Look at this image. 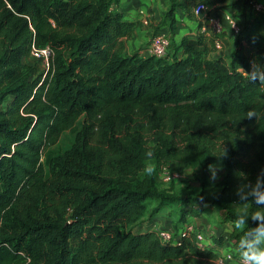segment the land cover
Here are the masks:
<instances>
[{
	"label": "trees",
	"instance_id": "trees-1",
	"mask_svg": "<svg viewBox=\"0 0 264 264\" xmlns=\"http://www.w3.org/2000/svg\"><path fill=\"white\" fill-rule=\"evenodd\" d=\"M119 2L0 0V264H215L195 235L163 244L152 224L134 231L170 205L175 229L200 214L194 206L218 207L230 239L243 235L237 189L264 176V74L249 75L264 66V12L244 23L229 59L210 56L211 36L144 57L125 52L136 22ZM224 2L168 0L170 32L177 9L194 17L197 4ZM32 44L52 49L45 74L24 61ZM67 131L70 146L53 149ZM210 164L223 176L198 194L161 185L165 170Z\"/></svg>",
	"mask_w": 264,
	"mask_h": 264
},
{
	"label": "crops",
	"instance_id": "crops-1",
	"mask_svg": "<svg viewBox=\"0 0 264 264\" xmlns=\"http://www.w3.org/2000/svg\"><path fill=\"white\" fill-rule=\"evenodd\" d=\"M257 2L264 4V0H225L224 3L209 8L201 15L194 12V17H189L184 10L177 9L175 13L177 26L172 34L166 19L169 6L168 0H120L117 9L124 12L127 20L136 22L132 37L125 40V52L129 54L139 52L144 57L150 56L149 44L152 37L157 33L168 35L174 45H179L185 36L194 39L203 36L205 40L211 36L214 37L215 41L219 40L221 42V47L217 48L215 45L214 50L210 52V56L229 59L236 48V34L230 29L227 17L233 16L236 22L243 26L256 13L254 5ZM215 18H218L224 27L220 34H215L213 31V20ZM170 51L173 52V46ZM181 55V51L178 52V56ZM228 231L230 232V228H224L222 234L217 233L219 235L215 236L223 237L222 245L217 244L214 238H207L209 249L218 255L228 252L235 253L237 259L229 264H240L237 250L238 243L230 239Z\"/></svg>",
	"mask_w": 264,
	"mask_h": 264
},
{
	"label": "rangeland",
	"instance_id": "rangeland-1",
	"mask_svg": "<svg viewBox=\"0 0 264 264\" xmlns=\"http://www.w3.org/2000/svg\"><path fill=\"white\" fill-rule=\"evenodd\" d=\"M26 63L34 65L38 71L37 74L43 73L45 74L48 71L45 63L41 60H37L35 57L28 55L25 60ZM36 74V75H37ZM5 105V104H4ZM4 105H0L3 107ZM75 134L71 131L65 132L60 140L52 147L55 150L66 149L70 146L73 141ZM150 165L154 166V162L150 161ZM216 175L213 176V170L208 168L207 170H203L201 168H192L187 167L184 170V174L177 175L176 177H171L166 180L164 175L160 174V182L163 187L169 188L170 192H174L181 195L189 194H198L203 187L206 186L208 189L211 186H214L219 180H221L223 176V168L221 165H216ZM203 180H205L206 184H203ZM158 202L154 201L152 204V209L159 207ZM196 207V206H195ZM197 211H200V214L196 213L195 215H189L187 219V223H192L196 229L203 230V233L207 238L212 239L215 236L219 235L217 233L222 234L224 228H230V224L224 225L223 219V211L218 208H204L202 206H197ZM238 209L241 207L236 204ZM180 216V207H176L174 205H170L164 208L159 209L158 211L152 212L148 215L143 222H141L134 231L146 230L149 224H152V229L158 230L160 228H171L169 226L174 227L178 221ZM229 232V231H228ZM234 241V240H233ZM235 256L234 259H237V255L233 253ZM231 263V261L229 262Z\"/></svg>",
	"mask_w": 264,
	"mask_h": 264
},
{
	"label": "clouds",
	"instance_id": "clouds-1",
	"mask_svg": "<svg viewBox=\"0 0 264 264\" xmlns=\"http://www.w3.org/2000/svg\"><path fill=\"white\" fill-rule=\"evenodd\" d=\"M262 74H264V66L260 65H254L253 71L249 73L250 77L256 81L261 79ZM253 115L256 116L253 110L248 111V117ZM148 155H151V152ZM209 168L213 170L215 177L216 165L210 164ZM237 195L241 201L238 205L242 211L236 216L234 224L236 228L243 230L237 245L240 264H264V176L258 177L255 184L247 190L238 188ZM249 202L255 205L250 212L248 211ZM250 220L257 221L255 227L250 226Z\"/></svg>",
	"mask_w": 264,
	"mask_h": 264
},
{
	"label": "built area",
	"instance_id": "built-area-1",
	"mask_svg": "<svg viewBox=\"0 0 264 264\" xmlns=\"http://www.w3.org/2000/svg\"><path fill=\"white\" fill-rule=\"evenodd\" d=\"M256 11H262L264 12V4L257 2L255 5ZM208 10V7L205 3H199L194 7V12L197 15H201L202 13H205ZM228 22L230 29L235 33H239L242 26H240L236 20L233 18V16H228ZM213 31L215 34L222 33L224 27L221 23V21L218 18H215L213 20ZM215 45L217 48L221 47V42L219 40L215 41ZM171 46V39L168 35L163 33H157L155 34L149 44V54L154 55L157 57H163L166 56L169 53V49ZM52 49L49 46H46L44 48L37 47L35 44H32L30 55L35 57L38 60H41L45 63V66L47 69L50 67V59L52 55ZM162 175H164V178L166 180L170 179L171 177H176L178 174L172 175L169 173L168 170H165L162 172ZM157 235L161 242L163 244H179L181 243L182 239L190 236L195 235L197 245L200 248L203 249H209V241L206 240V237L203 233V230H198L192 223H185L183 226L179 227L178 229H175L173 227L171 228H160L156 229ZM234 254L232 252H228L226 254L220 255L215 264H229L230 261L233 260Z\"/></svg>",
	"mask_w": 264,
	"mask_h": 264
}]
</instances>
